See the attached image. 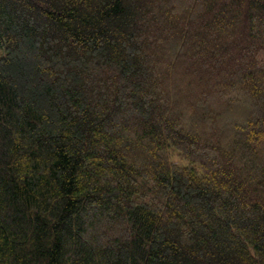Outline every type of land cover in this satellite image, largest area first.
<instances>
[{
    "label": "trees",
    "instance_id": "obj_1",
    "mask_svg": "<svg viewBox=\"0 0 264 264\" xmlns=\"http://www.w3.org/2000/svg\"><path fill=\"white\" fill-rule=\"evenodd\" d=\"M0 264H264V0H0Z\"/></svg>",
    "mask_w": 264,
    "mask_h": 264
},
{
    "label": "rangeland",
    "instance_id": "obj_2",
    "mask_svg": "<svg viewBox=\"0 0 264 264\" xmlns=\"http://www.w3.org/2000/svg\"><path fill=\"white\" fill-rule=\"evenodd\" d=\"M173 160H175L176 162H178L180 164H185L187 162L186 159H184L181 156H178L177 154H174V153H173Z\"/></svg>",
    "mask_w": 264,
    "mask_h": 264
}]
</instances>
